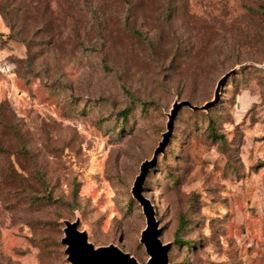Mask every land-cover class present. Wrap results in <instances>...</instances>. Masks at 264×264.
I'll list each match as a JSON object with an SVG mask.
<instances>
[{
  "label": "rangeland",
  "instance_id": "1",
  "mask_svg": "<svg viewBox=\"0 0 264 264\" xmlns=\"http://www.w3.org/2000/svg\"><path fill=\"white\" fill-rule=\"evenodd\" d=\"M40 1L0 0V264H69L76 219L145 264L140 164L215 95L142 193L167 264H264V0Z\"/></svg>",
  "mask_w": 264,
  "mask_h": 264
},
{
  "label": "water",
  "instance_id": "2",
  "mask_svg": "<svg viewBox=\"0 0 264 264\" xmlns=\"http://www.w3.org/2000/svg\"><path fill=\"white\" fill-rule=\"evenodd\" d=\"M216 101V95L213 100L200 106L192 104L189 100L175 101L168 114L167 130L162 133L161 140L153 150L152 157L140 164L139 173L136 175L131 186V194L142 207V212L145 216L146 226L140 234V242L144 245L149 256L145 264H167L170 247L169 243L162 244L159 239L160 231L155 219V210L150 200L142 193L145 177L148 171L156 165L158 155L165 150L169 142L178 110L183 106L189 107L192 110H207ZM78 226V219L64 221L61 244L65 245L64 253L67 256L66 259L69 264H140L135 257L123 251L115 244L94 247L88 240L87 232L79 230Z\"/></svg>",
  "mask_w": 264,
  "mask_h": 264
},
{
  "label": "trees",
  "instance_id": "3",
  "mask_svg": "<svg viewBox=\"0 0 264 264\" xmlns=\"http://www.w3.org/2000/svg\"><path fill=\"white\" fill-rule=\"evenodd\" d=\"M38 3L40 4V11H39V13H40V17L41 18H43L44 17V15H46V13H48L49 11H50V7L46 4V3H44V2H41L40 0H38ZM83 3H86V0H83ZM72 5V3L70 4V6ZM89 4H86V6H88ZM66 13V12H65ZM50 15H52L51 14V11H50ZM191 109V108H190ZM210 109V108H209ZM208 110V109H207ZM64 223V222H63Z\"/></svg>",
  "mask_w": 264,
  "mask_h": 264
},
{
  "label": "built area",
  "instance_id": "4",
  "mask_svg": "<svg viewBox=\"0 0 264 264\" xmlns=\"http://www.w3.org/2000/svg\"><path fill=\"white\" fill-rule=\"evenodd\" d=\"M11 69H12V67L10 66V64H2L0 66V71L1 72L8 73V72H11Z\"/></svg>",
  "mask_w": 264,
  "mask_h": 264
}]
</instances>
